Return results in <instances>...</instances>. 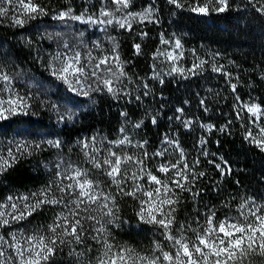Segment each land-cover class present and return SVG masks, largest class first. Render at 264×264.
I'll return each instance as SVG.
<instances>
[{"label": "snow or ice", "instance_id": "1", "mask_svg": "<svg viewBox=\"0 0 264 264\" xmlns=\"http://www.w3.org/2000/svg\"><path fill=\"white\" fill-rule=\"evenodd\" d=\"M167 2L176 9L198 16L225 13L232 8L231 0ZM249 2L264 16V0ZM110 3L113 7H109V0H102L98 16L86 12L77 15L68 7L56 12L52 18L65 23L71 20L104 25L105 31L106 26L114 23L121 29L131 31L133 23L159 22L154 18V12H158V9L152 4L139 12H132L129 11L132 0H110ZM49 14V9L39 0H0V20L8 19L14 27H23L31 20ZM54 35L60 34L49 33L42 38L51 40ZM139 35L144 38L148 33L141 32ZM83 36L84 33H80L81 39L77 46L70 47L65 40L63 50L49 55L46 71L55 81L63 84L76 98L86 97L90 100L93 95L105 93L113 99L141 102L143 97L153 94L142 78L144 91L141 94L133 95L127 89L125 80L133 82L125 70L129 61L121 58L119 44L114 37H109L112 40L110 53L94 56L93 49L104 53L103 46L94 42L92 48H88ZM160 43L169 45L171 50L162 52L157 48L153 59L163 57L170 62L169 76L187 78L186 73L195 75L196 70H202L208 63L197 58L199 63H193L190 69L178 66L184 56V47L175 33L171 39H165L161 34ZM134 50L137 55L142 54L140 44H135ZM192 51L195 54V50ZM151 67L155 69L156 65ZM212 70L222 72L223 66L213 65ZM225 75L231 77L232 74ZM20 79L19 70L13 72L0 63V122L16 116L36 115L33 111V95L21 94L15 87V82ZM151 79L164 83L159 72L154 71ZM236 79L239 80V77ZM229 84L233 93H236L237 84L231 83V79ZM35 100L39 101L40 108L56 113L57 123L72 122L77 116L72 107L64 106L61 111V106L43 100L39 95L35 96ZM236 101L234 109L237 119H243L241 113L249 114V120L258 129L254 135L252 128H247L244 139L264 152V126L259 124L264 116V107L258 103L241 101L238 94ZM70 103L79 105L82 101L73 99ZM200 104L203 107L204 100ZM204 111L208 109L205 107ZM176 112L178 115L175 119L190 128L193 121L182 119L184 109L177 108ZM121 115L127 117L128 114L122 112ZM157 115L148 117L153 125L157 124ZM143 123L140 120L133 127L140 128ZM201 127L208 132L216 128L212 124ZM227 128L228 125H224L218 131L226 132ZM119 132L123 134L122 137L114 140L104 137L98 140L96 136L78 140L77 145L83 154V160L79 162L62 154L65 142L59 138L9 141L6 154L0 150V174L14 167L19 159L41 152L43 145L57 150L56 159L44 164V168L53 173L45 186L30 193L9 195L0 202V264H264V193H260L259 198L255 194L241 196L238 201L232 196L221 200L219 204H204L201 210V207H195L203 198L197 182L206 173L197 171L199 157L189 162L178 135L166 133L161 143L167 147L149 153L147 140L133 142L123 127ZM206 144L207 140L201 137L199 146L203 149ZM129 148L138 150V154L128 151ZM202 155L207 157L209 153L204 150ZM157 158H161L160 162L149 167L148 162L156 161ZM220 159L222 163L208 162L223 179L231 175L232 169L223 157ZM236 184L239 185L240 181H236ZM214 191H221L219 185ZM185 193L188 197H185ZM125 198L134 202L133 213L137 222L151 226L152 231L160 237L152 242L149 249L116 242L113 228H119L124 223L118 215L121 210L118 201ZM189 199L195 207V214L190 220H185L180 214ZM233 201L237 202L233 204ZM45 208L59 209L54 212L50 223L36 225L27 232L15 227Z\"/></svg>", "mask_w": 264, "mask_h": 264}, {"label": "trees", "instance_id": "2", "mask_svg": "<svg viewBox=\"0 0 264 264\" xmlns=\"http://www.w3.org/2000/svg\"><path fill=\"white\" fill-rule=\"evenodd\" d=\"M39 2L49 9L48 16L31 20L23 27L12 26L8 19L0 20V48L6 51L4 61H11V65L14 62L19 63L38 75V62L44 56L42 43L53 49L65 40L80 41V33H84L83 41L88 48H92L94 42L103 46L104 53L93 49L94 55L100 56L110 53L112 40L109 37H114L119 44L121 58L129 61L125 70L133 82L128 83L125 80L127 89L131 90L133 95L141 94L144 91L142 78L148 83L153 94L143 97L141 102L134 99L131 102L124 98L113 99L105 93L93 95L90 100L86 97L76 98L75 94L70 93L60 82L49 80L47 83L50 84L51 95L72 107L77 113L76 118L72 122L57 123L54 112L42 109L36 104L33 107L36 115L16 116L9 121L0 122V148H3L5 154L10 146L9 141L59 138L65 142L62 154L72 161L79 162L83 160V154L77 145L78 140L92 136H96L98 140L101 137L106 140L121 138V127L125 128L133 142L147 140V150L151 153L161 147H167L161 143L167 133L170 136L178 135L189 162L199 157L197 171L206 173V176L197 182L203 198L195 207L219 204L221 200L232 196H235L237 201L245 195L255 194L259 198V194L264 193V152L244 139L247 128L251 127L254 135L258 129L249 120V114L241 113L243 119H237L234 109L237 94L241 101L258 102L264 107V16L252 7L249 0H231L230 11L213 13L210 16H198L186 10L176 9L167 0H132L129 11L139 12L152 4L158 9V12H154V18L159 22L133 23L131 31L121 29L115 23L106 26L105 31L104 25L71 20L65 23L52 18L56 12L68 7L77 15L86 12L98 16L102 0ZM252 2L255 3L256 0ZM109 7H113L110 0ZM141 32H147L148 36L141 38ZM49 33L60 35H54L51 40L42 38ZM173 33L181 39L184 47V56L178 66L190 69L193 63H199V59L208 61L202 70H196L195 75L186 73L187 78H181L179 75L169 76L167 73L170 62L163 57L153 59L157 48L162 52L171 50L169 45L160 43L161 34L165 39H171ZM135 44L141 45L142 54L135 53ZM192 50H195V54ZM153 64L156 65L155 69L151 67ZM213 65H222L223 71H213ZM154 71L164 78L163 84L151 79ZM225 73L232 75L228 77ZM236 77H239V80ZM229 79L231 83L237 84L236 93H233ZM73 99L82 103H70ZM201 100H204L203 107ZM205 107L208 111H204ZM177 108L184 109L182 119L193 121L190 128L175 119L178 115ZM122 112H126L127 117L122 116ZM150 115H157L156 125L151 123L148 118ZM140 120L144 121L143 125L134 128L133 125ZM208 124L215 125L216 128L208 132L201 127ZM259 124L264 126V116ZM224 125H228L227 131H218ZM201 137L207 140L203 149L199 146ZM99 146L98 143L97 147ZM42 147L41 152L19 159L14 167L0 174V202L9 195L17 196L36 191L49 182L53 173L45 169L44 164L56 159L57 150L47 145ZM127 150L138 154V150ZM204 150L209 153L207 157L202 155ZM171 151L169 148V152ZM221 157L232 169L231 175H226L223 179L218 170L208 162L211 160L222 163ZM160 159L149 161V167L160 162ZM172 159L174 161L175 154ZM236 181H240V184L237 185ZM217 185L221 189L219 193L214 191ZM184 195L188 197L187 193ZM237 201H233V204ZM118 202L121 206L118 215L124 223L119 228H113L116 242H127L137 248L149 249L152 242L160 237L152 231L151 226L137 222L133 213L134 202L131 199L125 198ZM195 207L189 199L183 206L181 218L190 220L195 214ZM58 210L45 208L15 227L23 228L27 232L36 225H46Z\"/></svg>", "mask_w": 264, "mask_h": 264}, {"label": "rangeland", "instance_id": "3", "mask_svg": "<svg viewBox=\"0 0 264 264\" xmlns=\"http://www.w3.org/2000/svg\"><path fill=\"white\" fill-rule=\"evenodd\" d=\"M80 41H69V46H77ZM63 43L57 44L53 49L49 48L48 46L45 45V43H42V53L43 57L39 60V67L40 71L38 75L32 70H30L28 67H24L23 65L17 63V64H12L11 61H4L5 60V53L6 51H2L0 48V63H3L6 68L12 69L13 72L19 70L21 72V79L17 82H15V87L18 91L21 92V94H31L33 95L34 99L32 101L33 105L35 106L36 104H39V101L35 100V96L39 95L41 99L43 100H50L55 102L57 105L61 106V111L64 110V106H67L64 102H60L56 99V97L51 95V89H50V84L47 83L49 80H54L49 73L46 71L47 67V61L49 59L50 54H55L57 50H63L62 47ZM83 53V49H81ZM94 55V52H93ZM95 56V55H94ZM10 63V64H9ZM9 64V65H8ZM43 64V66H42ZM28 85H31L32 87L29 88ZM61 88H64L61 86ZM66 89V87H65ZM68 93V92H67ZM69 95V94H68ZM258 103V102H254ZM259 104V103H258ZM55 113V112H54ZM56 114V113H55ZM0 150H3V148H0Z\"/></svg>", "mask_w": 264, "mask_h": 264}]
</instances>
